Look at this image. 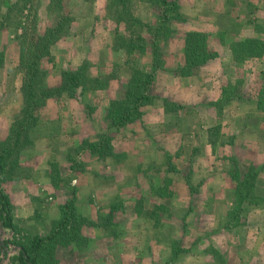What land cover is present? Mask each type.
I'll return each mask as SVG.
<instances>
[{"label":"rangeland","instance_id":"obj_1","mask_svg":"<svg viewBox=\"0 0 264 264\" xmlns=\"http://www.w3.org/2000/svg\"><path fill=\"white\" fill-rule=\"evenodd\" d=\"M3 1L0 143L24 106L17 37L27 29L43 35L60 14L49 12L50 0ZM113 1L63 0L73 21L41 60L47 84L60 87L63 72L86 61L90 78H114L107 89L89 87L84 96L81 89L74 97L56 95L36 112L33 143L13 152L0 182L16 228L0 218V264L19 254L15 241L50 234L70 201L81 224L71 221L69 228L80 224L82 238L58 246L56 264H264V0H177L184 22L173 24L172 37L161 44L166 70L155 74L151 103L134 123L110 129L106 110L125 95L128 62L152 68L150 52L117 51L122 41L149 34L136 24L131 32L124 23L117 27L113 12L120 7ZM156 11L146 0L130 4V14L153 27ZM190 32L207 34L214 58L183 77L178 70ZM244 42L262 55H246ZM103 135L111 157L81 150ZM239 164L259 170L250 205L228 175ZM112 205L117 212L109 226ZM240 207L245 211L235 219ZM238 220L241 226L233 224Z\"/></svg>","mask_w":264,"mask_h":264},{"label":"trees","instance_id":"obj_2","mask_svg":"<svg viewBox=\"0 0 264 264\" xmlns=\"http://www.w3.org/2000/svg\"><path fill=\"white\" fill-rule=\"evenodd\" d=\"M9 1L4 0L3 3L8 4ZM146 1L157 10L156 17L158 24L156 27L144 24L139 18L133 17L130 14L132 0H115L117 6L120 7L119 10L113 12V19L117 23V27L124 23L127 31L131 32L132 26L136 24L145 29L149 34V38L138 35V39L130 40L128 43L122 41L117 51L120 52V50L124 49L127 55L130 56L134 51H139L140 55L150 52L152 55V68L150 71H147L141 64L128 62L131 77L125 87V95L122 99L112 101L110 107L106 110L110 129L125 127L143 116V107L150 104L153 99L150 91L154 83L155 74L160 70H166V66L164 65L165 55L163 54L161 44L167 42L172 37L173 29L171 26L173 24L184 22L181 5L177 0ZM115 2L113 1L114 5H116ZM48 9L50 13L52 11L56 12V10L60 13L59 15L57 14L53 27L48 28L43 35L37 37L35 36L37 35L35 30V35H30L28 29L23 36L17 37L21 47L20 67L24 71L21 89L24 106L21 116L15 121L10 136L5 142L0 143V182L6 169L7 160L12 157L13 152H16V155H18V153L23 151L25 142H29V144L33 143L30 141L38 123L36 112L50 98L56 95H63L64 93H67L70 97H74L79 89L82 90L84 96L89 87L96 90L107 89L109 82L114 78L112 74L102 78H90L88 73L89 64L86 61L77 70L64 71L60 87L55 89L49 87L41 60L44 56L50 55L51 47L69 31L73 19L71 16L63 13V0H50ZM110 12L112 11L110 10ZM20 26L18 25V27ZM116 31L118 30L116 29ZM132 35L135 36L136 32L133 31ZM209 41L205 33L190 32L186 35L184 45L185 64L178 70V74L183 77H190L196 70L205 66L214 58ZM242 45L247 52L246 55L248 53L254 57L262 55L261 52L251 50L248 42H244ZM166 103L170 107L175 106L170 100H166ZM222 103V101H219L212 105L219 106ZM92 112L93 109L91 107V116ZM81 150H89L92 156H97L100 159L112 156V147L107 135L100 136L99 141L92 142L89 148L85 146ZM68 156L70 157V155ZM239 168L229 171L228 175L231 179L237 181L238 196L242 203H249L250 205L251 193L254 190L259 170H247L242 168L241 164H239ZM189 186L192 190L193 186ZM160 192L163 191L160 190ZM117 206L119 207V205ZM115 208L114 205L111 206V211L106 218V224L109 226H113L114 216L117 212ZM10 210L11 205L7 196L0 193V218L3 226L14 230L16 228L13 225ZM61 210L63 217L58 221L50 234L45 237L33 236L31 238L27 237L25 241H15L14 245L19 247L20 251L17 256L11 259L12 264H56L57 261L54 253L58 246L70 247L72 244H80L82 238L80 234L81 221L76 217L75 202L70 201L61 206ZM242 211H245V209H241V207L238 208V211H235V219H238ZM71 221H76L80 224L69 228ZM235 222L231 223L235 224V226H241L239 220ZM230 228H233V226L230 225Z\"/></svg>","mask_w":264,"mask_h":264},{"label":"crops","instance_id":"obj_3","mask_svg":"<svg viewBox=\"0 0 264 264\" xmlns=\"http://www.w3.org/2000/svg\"><path fill=\"white\" fill-rule=\"evenodd\" d=\"M208 65H211V64H207V65H205V66L202 67V68L207 69V66H208ZM188 81H191V79L187 78V79H185V80L183 81V83L186 84ZM217 98H218V97H217ZM159 108H160V107H159Z\"/></svg>","mask_w":264,"mask_h":264}]
</instances>
